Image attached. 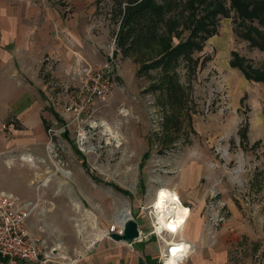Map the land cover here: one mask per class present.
<instances>
[{
    "label": "rangeland",
    "instance_id": "rangeland-1",
    "mask_svg": "<svg viewBox=\"0 0 264 264\" xmlns=\"http://www.w3.org/2000/svg\"><path fill=\"white\" fill-rule=\"evenodd\" d=\"M185 1L167 11L161 27L164 34L170 22H175L173 45L189 35ZM218 1L229 10V17L219 18L217 34L205 42L202 52L192 55L197 64L180 62L176 69L179 89L173 95L161 87L158 69L138 74L140 66L154 57L152 53L130 57L131 63L124 66L119 64L118 53L109 74L110 97L105 105H96L86 123H71L63 112L75 88L55 106L61 118L58 124L47 125L45 154L36 160L40 166L45 164L42 180L48 181L44 194L40 187L44 208L32 214L26 225L39 245L56 249L53 258L74 260L95 241L110 240L98 236L120 230L118 215L124 206L143 230L151 232L141 208L164 186L190 209L176 238H187L190 244H224L227 264H264V84L245 80L228 64L230 52L236 51L259 68L264 51L235 34L239 25L230 1ZM97 6V15L110 35V56L116 57L117 25L111 19V0H101ZM128 115L134 117L124 118ZM157 117L163 121L159 134L151 127V119ZM103 124L119 137L108 135ZM245 124L246 139L241 136ZM79 128L88 131L83 150L78 146ZM23 156L32 159L28 154L18 158ZM74 157L76 161L88 159L92 165L94 179L89 177L83 193L73 191L68 177L57 170L69 172ZM55 173L61 186L54 183Z\"/></svg>",
    "mask_w": 264,
    "mask_h": 264
},
{
    "label": "crops",
    "instance_id": "crops-1",
    "mask_svg": "<svg viewBox=\"0 0 264 264\" xmlns=\"http://www.w3.org/2000/svg\"><path fill=\"white\" fill-rule=\"evenodd\" d=\"M97 1L0 0V192L27 201L39 198L44 208L45 201L39 196L43 185L38 183L44 179L45 164L40 166L36 160L45 154L47 125L58 124L57 118H61L55 106L78 86L77 69L107 62L112 69L118 57L110 56V35L97 15ZM127 62L131 59L121 58L119 64ZM21 154L33 161L22 162ZM85 163L90 172L92 165L88 159ZM68 168L67 183L76 193H83L92 171L89 174L75 157ZM55 176V185L61 186V178ZM137 224L140 239L131 244L102 239L74 260L54 257L49 264H161L164 246L138 220ZM26 225L27 221L25 228L32 236ZM191 244L193 249L181 264H227L224 244ZM0 264L7 262L0 258Z\"/></svg>",
    "mask_w": 264,
    "mask_h": 264
},
{
    "label": "trees",
    "instance_id": "trees-1",
    "mask_svg": "<svg viewBox=\"0 0 264 264\" xmlns=\"http://www.w3.org/2000/svg\"><path fill=\"white\" fill-rule=\"evenodd\" d=\"M229 1L230 10L234 11L237 26L239 25L235 34L248 42L250 47L264 51V0ZM99 2L101 0L97 4ZM179 2L180 0H111L110 8L111 19L117 25L113 55L119 53L121 58H130L152 53L154 57L140 66L138 74L158 69L161 72L160 85L171 95L179 89L176 69L180 62L185 60L187 64L191 61L197 64L198 61L193 60L192 55L202 52L205 42L217 34L219 18L229 17V10L218 0H186L183 4L189 10L186 18L189 20V35L173 45L175 22H170V25L167 23L164 34L161 27L166 22L167 11L178 6ZM205 61L204 58L201 66ZM229 65L237 69L247 81L264 84V64L254 68L251 62L232 51ZM244 99L245 97L241 99V103ZM246 134L245 124L241 136L246 139ZM82 167L90 174L84 161ZM91 178L94 179L92 176Z\"/></svg>",
    "mask_w": 264,
    "mask_h": 264
},
{
    "label": "built area",
    "instance_id": "built-area-1",
    "mask_svg": "<svg viewBox=\"0 0 264 264\" xmlns=\"http://www.w3.org/2000/svg\"><path fill=\"white\" fill-rule=\"evenodd\" d=\"M110 65L108 63L100 65L86 64L85 67L77 69L76 76L79 79V84L72 92L70 101L64 106V115L69 118L71 123H86L92 116L96 105H105L110 97L111 83L109 80ZM150 104V103H149ZM153 112H156L154 110ZM151 117V116H150ZM149 117V118H150ZM152 131L155 134L162 131V118L151 119ZM51 131L49 130L48 133ZM79 140V149L83 150L87 147L88 131L84 128H79L77 132ZM89 149H92L90 146ZM27 162V160H22ZM43 185V181L39 186ZM164 208L160 211L158 209V217L170 220L169 212L175 209L174 204H168L167 198L160 199ZM166 206V207H165ZM155 206L149 204L141 208L145 212L147 219L150 222L151 232L158 238L164 246L159 256L161 264L172 258V250H178L176 253L180 255L177 257L178 264L184 262L189 256V252L185 253L181 248L175 244L187 242L183 238H176L179 235L189 218L188 215L181 227L178 229L177 235L170 234L168 230H158L154 225L157 216ZM188 208V207H187ZM189 209V208H188ZM43 208L40 206L39 199L36 201H27L19 198L18 196L0 192V258L5 260L7 264H16L18 262H25L28 264H49L53 259L56 249H47V246L39 245L37 240L28 234L25 223L35 212H41ZM190 211V209H189ZM190 214V213H189ZM216 220L222 221L221 217H214ZM120 230H109L108 232H119ZM173 239V241H171ZM167 240V241H166ZM191 246V244H190ZM190 249L188 248V251Z\"/></svg>",
    "mask_w": 264,
    "mask_h": 264
},
{
    "label": "bare ground",
    "instance_id": "bare-ground-1",
    "mask_svg": "<svg viewBox=\"0 0 264 264\" xmlns=\"http://www.w3.org/2000/svg\"><path fill=\"white\" fill-rule=\"evenodd\" d=\"M125 113V112H124ZM103 126L105 127V131L107 132L108 135H111L113 138L119 137L117 135L116 132H114L107 124H103ZM119 139V138H118ZM22 160H27V162H31L32 159L28 158V157H21ZM58 171H60L63 176L69 177V172L64 171L60 168H57ZM48 183V181L43 183V186H46V184ZM154 196L153 198L150 200V204L154 205L155 208V212H156V216L158 215V209H160V211L164 208V206L162 205L160 199L161 198H167V200L169 201V205L171 206L172 204H174L175 209L172 212H169L170 214V220L168 222L167 219L164 218H159L157 216L156 222H154V225L158 228V230H168L170 234H174V236L177 235L178 229L181 227L182 223L185 221L186 217L188 215H190V211L189 209L184 206L181 201L179 200V197L176 196V193L171 189H167L164 186H160V188H158V190H156L154 192ZM75 206H77L76 203H74ZM166 207V206H165ZM129 209L128 206H124L122 208V210L119 212V225L120 227L122 226L124 220L129 217ZM121 229V228H120ZM80 233V231H79ZM105 236H107L105 233H100L98 236V239H102ZM173 241V239L171 240ZM178 248H181V250H183L185 253L189 252V254L192 251V246H190V244L188 245L187 242H182L181 244H175ZM188 248L190 249L188 251ZM178 250H172V258L168 259L165 261V264H178V258L180 255H178L176 252Z\"/></svg>",
    "mask_w": 264,
    "mask_h": 264
},
{
    "label": "water",
    "instance_id": "water-1",
    "mask_svg": "<svg viewBox=\"0 0 264 264\" xmlns=\"http://www.w3.org/2000/svg\"><path fill=\"white\" fill-rule=\"evenodd\" d=\"M107 237L114 242L131 244L140 239L138 224L129 216L124 220L119 232H108Z\"/></svg>",
    "mask_w": 264,
    "mask_h": 264
}]
</instances>
